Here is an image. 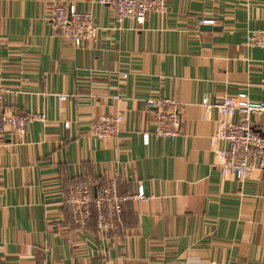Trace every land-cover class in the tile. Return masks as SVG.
Here are the masks:
<instances>
[{"label": "crops", "instance_id": "obj_1", "mask_svg": "<svg viewBox=\"0 0 264 264\" xmlns=\"http://www.w3.org/2000/svg\"><path fill=\"white\" fill-rule=\"evenodd\" d=\"M56 2L91 10L96 38H63L48 22ZM256 28L264 0H168L120 23L98 0H0L4 110L46 114L0 148V264H264V170L221 174L219 114L201 105L240 92L264 100V48L247 42ZM149 97L177 101V137L155 138ZM116 113L115 135L93 134L99 115ZM112 176L147 198L125 203L117 233L100 232L95 214L78 225L72 187Z\"/></svg>", "mask_w": 264, "mask_h": 264}, {"label": "built area", "instance_id": "obj_2", "mask_svg": "<svg viewBox=\"0 0 264 264\" xmlns=\"http://www.w3.org/2000/svg\"><path fill=\"white\" fill-rule=\"evenodd\" d=\"M98 1L109 5L114 11L115 22L120 23L126 18L144 22L151 11L164 12L168 0ZM213 21L214 19H208L202 22ZM48 22L54 29L59 30L63 38L76 45L96 38L99 29L91 10H79L64 2L54 3ZM247 42L264 48V29L250 30ZM7 91V88L0 85V148L8 132L24 138L30 123L46 120V114L43 112H6L3 97ZM115 98H118V95ZM146 103L156 108L153 130L155 138L177 137L182 123L177 101L173 97H149ZM201 105L205 114L214 110L219 114L211 145L219 159L221 174L244 179L254 169L264 170V100H254L246 92H240L235 96L224 95L214 99L205 95ZM123 119L121 113L101 114L93 122L92 132L102 138L115 135ZM149 137V132L144 133L146 143ZM219 142L224 143V146H218ZM146 198L142 186L137 192L121 193L117 176H112L99 182L78 180L66 196L65 203L78 225L85 226L95 214L100 232L117 233L124 228L122 213L125 203Z\"/></svg>", "mask_w": 264, "mask_h": 264}, {"label": "water", "instance_id": "obj_3", "mask_svg": "<svg viewBox=\"0 0 264 264\" xmlns=\"http://www.w3.org/2000/svg\"><path fill=\"white\" fill-rule=\"evenodd\" d=\"M213 28V25L211 23H204L202 25V29H211Z\"/></svg>", "mask_w": 264, "mask_h": 264}]
</instances>
